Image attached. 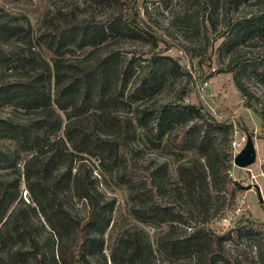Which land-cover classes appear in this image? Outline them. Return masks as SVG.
<instances>
[{
  "label": "trees",
  "instance_id": "16d2710c",
  "mask_svg": "<svg viewBox=\"0 0 264 264\" xmlns=\"http://www.w3.org/2000/svg\"><path fill=\"white\" fill-rule=\"evenodd\" d=\"M6 1L28 4L31 0ZM94 1L114 2L117 6L101 18L77 14L73 8L58 9L49 18L44 14L34 42L28 40L25 46L17 41L22 26L12 18L0 16V64H11L13 69L36 66L32 75L24 72L27 74L0 85L1 93L16 99L18 105L35 115L26 121L0 120L15 144L12 151L1 150L0 157L12 160L14 166L21 164L34 207L51 233L58 236L57 262L99 264L90 257L96 248L101 250V236L113 207L112 201L102 200L94 188V178L85 162L93 158L126 187L129 213L136 220L154 226L167 224L155 237V249L165 264H176L178 258L185 257L191 258L193 264H244L239 258L229 257L224 248L225 241L244 236L257 239L252 260L254 264H264L263 222L240 221L221 233L207 225V184L223 187L230 196L239 187L228 173L233 157V122L218 119L202 104L187 103L173 108L165 106L164 116L151 128L143 120L149 113L147 107L133 104L162 82V61L177 64L167 55H152L144 58L138 69L132 57L108 50L105 44L109 36L144 35L154 47L155 34L137 19L135 9L124 15L126 0ZM256 1L261 7L258 14L236 21L229 41L234 42L237 37L264 39V0ZM84 48L88 50L76 56V51ZM262 52L264 55V49ZM261 73L264 74V62ZM184 112L190 114V123L169 127ZM235 123L247 130L242 121ZM139 128L147 134L152 132L154 138L165 135L164 145L175 151L176 157L182 152L191 153L186 160L177 158V180L169 184L164 177L168 166L165 160L144 164L154 166L148 176L151 184L157 179V191L168 189L164 199L158 200L155 193L143 190V182L133 168L126 167L133 166L128 160L134 152L132 143ZM224 146L229 147L225 152ZM7 187L8 182L0 181V224L4 228L0 240H23L24 245L10 249L11 256L21 263L50 264L45 244L38 238L29 216L16 210L5 218L1 198H8ZM65 189H70L87 206L84 218L65 206L61 197ZM141 235L135 229L124 231L111 252L112 264H144L152 248Z\"/></svg>",
  "mask_w": 264,
  "mask_h": 264
},
{
  "label": "rangeland",
  "instance_id": "374dc122",
  "mask_svg": "<svg viewBox=\"0 0 264 264\" xmlns=\"http://www.w3.org/2000/svg\"><path fill=\"white\" fill-rule=\"evenodd\" d=\"M116 6L114 2L107 4L94 0H31L28 4L0 0V16L4 19L12 18L13 22L22 26L23 30L17 36V41L25 46L28 40L34 42L44 14L49 18L58 9L73 8L77 14H91L94 18H101L114 12ZM125 6L124 15L131 14L132 9H135L137 19L155 34L156 44L152 47L149 38L144 35L126 38L112 35L105 44L108 50L113 49L122 56L132 57L138 69H141L143 59L151 58L152 55H167L178 65L162 61L165 67L162 82L146 91L133 104L147 107L149 113L143 120L153 128L164 116L162 109L165 106L173 108L187 103L202 104L218 119L233 122L230 145L233 155L243 146L246 132L253 138L255 161L246 167L235 166L231 161L228 169L230 177L239 185L233 196L223 187L207 184V225L221 233L240 221L264 223V74L261 73L264 39L237 37L234 42L229 41L235 31L234 23L257 15L261 7L256 0H126ZM85 50L88 48L76 51V56H82ZM10 66L12 65L0 64V85L27 73L32 75L36 67L34 64L17 69ZM52 85L50 80V90ZM34 116L33 111L18 105L16 99H9L0 92V120L26 121ZM190 120V114L184 112L171 121L169 127L177 128L190 123ZM237 120L242 121L247 130L237 127ZM164 126V123L160 125L161 129ZM138 132L132 143L134 152L128 160L133 166L126 167L133 168L137 178L143 182V190L155 193L158 200L164 199L168 196V189L161 188L157 191V179H153L151 184L148 176L154 166L144 164L165 160L168 166H165L164 177L169 184L177 180V158L186 160L191 153L182 152L181 156L176 157L173 153L175 151L164 145L165 135L154 138L152 132L144 133L141 128ZM14 148V141L0 125V151H12ZM228 149L229 147L224 146L223 151ZM85 162L94 178L95 190L100 193L102 200L112 201L113 207L109 223L101 236V250L96 248L91 260L102 264L105 258V264H112L111 252L118 245V238L124 231L135 229L142 233L144 242L148 241L152 248L143 263L165 264L163 256L155 249V237L167 224L154 226L136 220L129 213L130 201L126 187L104 166L97 165L95 159L88 158ZM0 181L8 182L9 199L1 198L6 209L5 218L16 210L27 214L38 238L45 244L50 264H59L56 255L58 236L51 233L44 217L34 207L21 164L14 166L12 160L0 157ZM61 197L69 210L82 218L86 216L87 206L70 189L61 191ZM0 231L4 232L1 224ZM256 241L255 237L244 236L239 240L225 241L224 248L229 257L239 258L244 264H254L252 257ZM19 245H24L20 238L8 239L6 243L0 240V264H24L10 254V249ZM175 262L193 264L189 257L178 258Z\"/></svg>",
  "mask_w": 264,
  "mask_h": 264
},
{
  "label": "water",
  "instance_id": "95a60500",
  "mask_svg": "<svg viewBox=\"0 0 264 264\" xmlns=\"http://www.w3.org/2000/svg\"><path fill=\"white\" fill-rule=\"evenodd\" d=\"M256 150L252 136L246 132L245 141L239 151L233 155V165L238 167H246L255 161ZM261 200V198H260Z\"/></svg>",
  "mask_w": 264,
  "mask_h": 264
}]
</instances>
